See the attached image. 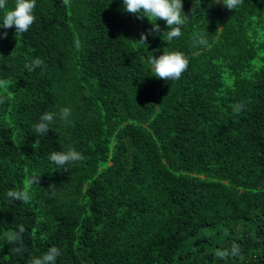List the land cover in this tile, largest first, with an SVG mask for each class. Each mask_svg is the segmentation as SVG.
<instances>
[{"label":"trees","instance_id":"16d2710c","mask_svg":"<svg viewBox=\"0 0 264 264\" xmlns=\"http://www.w3.org/2000/svg\"><path fill=\"white\" fill-rule=\"evenodd\" d=\"M193 7L180 38L157 20L143 45L153 21L121 0H38L29 32L0 39V264L53 245L57 264H264V0ZM168 51L189 60L177 81L148 62ZM34 57L44 67L28 72ZM64 107L70 123L33 135ZM70 149L83 159L66 171L47 159ZM232 244L239 256L216 257Z\"/></svg>","mask_w":264,"mask_h":264},{"label":"clouds","instance_id":"9594fccd","mask_svg":"<svg viewBox=\"0 0 264 264\" xmlns=\"http://www.w3.org/2000/svg\"><path fill=\"white\" fill-rule=\"evenodd\" d=\"M38 0H14L10 5L9 0H0V39L7 37V30L15 26V36H23L28 33L37 20L35 10ZM123 11L136 15L138 18H147L152 20V29L146 34H141L140 42L145 45L148 36H155L159 31L157 20L164 21L167 31L163 32V37L168 43L180 38L183 35V28L191 20L183 11V0H121ZM213 4L221 3L228 10H237L243 3V0H212ZM201 0H194L192 15L195 16L200 11ZM201 45H207L208 41L203 36L198 39ZM155 77L165 81H177L185 73L189 66V60L179 51L163 52L158 58L153 56L148 58ZM24 69L32 72L44 67V61L39 57L31 58L29 62L23 65ZM244 109L243 103L233 106V111L239 114ZM71 109L62 108L59 112H43L38 120L33 124L32 131L36 137H45L57 119L71 122ZM48 161L59 170L66 171L70 165L83 159L81 153L75 149L67 151H52L47 157ZM39 176L34 177L31 183H34ZM52 195H56L55 192ZM6 199L11 203L13 200H19L22 204H28L31 200V194L22 190L9 189L6 193ZM25 232L24 226L18 225L17 230L7 237L9 243L17 244L22 241V235ZM16 252L22 249L17 247ZM241 254L238 244H232L230 249H219L215 252L216 257L225 260L228 257H237ZM62 251L57 246H50L44 253L32 258L31 264H57Z\"/></svg>","mask_w":264,"mask_h":264}]
</instances>
